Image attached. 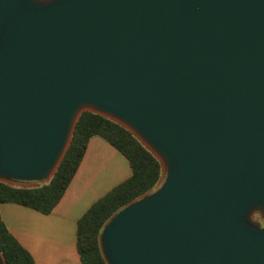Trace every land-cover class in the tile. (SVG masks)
Here are the masks:
<instances>
[{
	"label": "water",
	"instance_id": "95a60500",
	"mask_svg": "<svg viewBox=\"0 0 264 264\" xmlns=\"http://www.w3.org/2000/svg\"><path fill=\"white\" fill-rule=\"evenodd\" d=\"M84 112L163 171L106 264H264V0H0V182L49 183Z\"/></svg>",
	"mask_w": 264,
	"mask_h": 264
},
{
	"label": "trees",
	"instance_id": "16d2710c",
	"mask_svg": "<svg viewBox=\"0 0 264 264\" xmlns=\"http://www.w3.org/2000/svg\"><path fill=\"white\" fill-rule=\"evenodd\" d=\"M94 136L102 137L120 151L132 170L130 178L96 201L77 223L76 244L82 263L106 264L99 247L104 225L126 205L154 190L163 176L159 160L118 123L99 114L84 112L51 181L29 188L0 182V204L14 203L43 214L51 213L64 197ZM0 252L6 264H36L31 253L9 231L1 215Z\"/></svg>",
	"mask_w": 264,
	"mask_h": 264
},
{
	"label": "crops",
	"instance_id": "0c3cea01",
	"mask_svg": "<svg viewBox=\"0 0 264 264\" xmlns=\"http://www.w3.org/2000/svg\"><path fill=\"white\" fill-rule=\"evenodd\" d=\"M131 175L126 157L102 137L94 136L64 197L51 213L2 203L0 215L36 264H83L76 244L79 219Z\"/></svg>",
	"mask_w": 264,
	"mask_h": 264
},
{
	"label": "rangeland",
	"instance_id": "374dc122",
	"mask_svg": "<svg viewBox=\"0 0 264 264\" xmlns=\"http://www.w3.org/2000/svg\"><path fill=\"white\" fill-rule=\"evenodd\" d=\"M24 185H28V186H30V185H34V183L32 184V183H27V184H24ZM36 185V184H35Z\"/></svg>",
	"mask_w": 264,
	"mask_h": 264
}]
</instances>
